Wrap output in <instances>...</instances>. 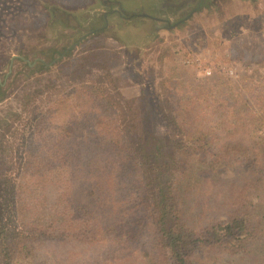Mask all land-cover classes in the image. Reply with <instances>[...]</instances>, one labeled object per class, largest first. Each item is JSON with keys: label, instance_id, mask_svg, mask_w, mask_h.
<instances>
[{"label": "rangeland", "instance_id": "374dc122", "mask_svg": "<svg viewBox=\"0 0 264 264\" xmlns=\"http://www.w3.org/2000/svg\"><path fill=\"white\" fill-rule=\"evenodd\" d=\"M14 1L0 0V244L7 241L12 232H20L16 214L26 204H30L28 213L32 216L55 215L56 196L62 190L64 192L67 184L63 187L56 185L55 188L51 185L62 180L64 183L68 177L65 168L61 172L58 168L74 165L72 155L75 153L67 151H79L74 150L75 146L69 149L65 141L59 140L61 127L71 116L77 119L86 117L85 122L89 123V127L86 131H79L81 133L78 135V138L82 136L78 141L81 149L89 146L94 132L100 131L98 124L91 123L96 116H100L99 112L89 114L95 109H88L84 104L95 97L92 89L95 93L108 90L116 98V84L107 74L108 71L96 63L97 57L121 58L120 66L113 68L124 100L132 101L135 109L155 124L157 133L177 144L191 147L194 144L190 139L191 133L194 137L203 135L216 144L222 141L249 144L252 142L251 135H262L264 0H211L201 8L199 0H111L115 2L114 5H120L113 6L115 10H122L135 18L124 20L111 16L104 33L99 31L104 24L97 19L99 17L100 20L98 14L107 10L98 3L83 6L79 0H42L44 5L40 0H26L28 4L31 3L28 8L32 12H29V19H17L15 33L7 45V14L16 8L26 7H14ZM64 8L67 9L65 18L61 13ZM191 12L192 16L185 19ZM49 17L51 22L48 21ZM72 17L78 27L71 22ZM183 20L172 30L162 24H177ZM130 27L135 37L132 38L134 44L128 45L124 35ZM78 38H82L81 41L88 38L86 44L102 46L103 52L98 51V55H93L91 60L86 59L81 67L78 65V69L72 72L76 65L68 68L74 64L68 52ZM79 51L76 58L81 56ZM37 57H40V62L46 63L45 67L40 64L35 66ZM53 57L57 58L56 63ZM64 58L69 64H64ZM132 66L135 72L126 71L127 67L131 69ZM67 68L69 71H66ZM56 74L57 77L44 81ZM139 90L145 92V98L150 97L152 118L142 101L144 97L138 94ZM38 115L40 124L36 131L38 122L34 117ZM146 119L140 118L141 123H145ZM5 121L7 123L3 125ZM105 123L107 125L108 121ZM73 144L72 141L71 146ZM104 148L101 146L99 150ZM187 151V158L183 155L186 160L190 158L195 162L200 157L196 155L201 154L200 151ZM105 153V157L112 160L108 164L117 166L120 148L110 146ZM228 153L226 155L230 156ZM29 155L37 162L39 160L40 168L36 163L34 168L31 166V171H26ZM194 166L188 179L181 178L191 185L192 192L186 203V224L196 230L197 236L201 235L205 227L211 226L208 224L211 220L221 222L225 214L237 210L236 204L231 207L229 195H234L235 199L244 192L242 204L253 200L254 205L247 209L254 218L250 231L253 230L257 240L249 237L245 247L238 251L231 247L237 242L228 238L215 245L213 243L214 246L204 244L192 255L193 264H264V185L263 189H251L259 185L256 178L247 180L249 176L246 174L243 176L245 181H237L242 175V172H237L239 168L227 169L229 174L223 176L222 182L215 181L213 177L203 183L197 182L192 175H196L203 165ZM120 167L123 166L111 168L113 172L108 175V181L115 186V193L121 194V198V182L127 173ZM85 171L79 174V179L89 172ZM262 174L257 175V179ZM47 177L48 182L39 187L42 179ZM173 182H180L177 174L170 181ZM19 185H22L20 189ZM177 186L181 188L185 183ZM210 193H215L214 199L209 200ZM81 194L85 192L81 191ZM203 194L207 195L200 199ZM43 196H50V199H40ZM257 198H260L259 205ZM261 204L262 209H259ZM96 212L105 213L103 210ZM7 229L11 230L9 235L5 234ZM99 229L102 231V227ZM152 229L151 223L141 229H132L134 235L129 241L123 240L122 243L127 242L124 248L118 245L117 248H110L100 241L101 237H94L87 243L67 238L39 245V260H32L31 263L30 258L13 251L7 252V258L2 260L13 264H143L142 254L152 248L148 240ZM138 239L142 244L137 243ZM14 241L18 242L16 239ZM96 242H100V245ZM229 250L240 254L238 257L228 256L231 254Z\"/></svg>", "mask_w": 264, "mask_h": 264}, {"label": "trees", "instance_id": "16d2710c", "mask_svg": "<svg viewBox=\"0 0 264 264\" xmlns=\"http://www.w3.org/2000/svg\"><path fill=\"white\" fill-rule=\"evenodd\" d=\"M43 4L45 5L44 2ZM61 13H63V17L67 15L65 10H62ZM48 21L51 22L50 17ZM93 55L98 54H92L91 59H93ZM96 59L98 60L96 63H100V66L108 71L107 74L115 82L116 91L114 93L117 99L113 96L114 94H109L108 90L96 93L93 91L94 89L91 90L95 97H91V101L84 105L88 109H95L93 113L89 114L94 115L98 111V115L103 117L99 118L100 116H96V119L91 120L92 124H98L97 129L100 128V131L91 135L93 140L88 143L89 146L81 149L80 142H78L82 137L78 138L81 133L79 131H86L89 127V123L85 122L86 117L82 116L77 119L71 116L70 120L61 127L59 140L65 141L66 147H69V149L75 146L74 150L79 151H67L75 153V155H72L74 165L70 164L68 167L63 166L62 168L61 166L58 168L59 172L64 171L63 169L65 168L68 172V177L64 183L62 180L61 182L56 181L51 185L52 188H55L56 185H62L61 187H63V185L67 184L64 192L62 190L56 196L55 215L32 216L28 213L31 210L29 203L26 204L23 210L21 208V211L16 214L21 230L15 234L12 232L9 235L11 230L7 229L8 232L5 233L9 235L7 241L0 244V264H13L10 261L3 262L2 260L4 257L5 259L7 258V252L9 251L17 252L20 256L24 255L30 258L29 262L39 260L37 254L39 245L43 246L44 244L67 238L87 243L88 240L91 242L94 237L96 239L101 237L102 240L100 241L107 244L110 248L112 246L117 248V245L120 248H124L127 242H122L123 240L129 241L133 237L134 232L132 229H141L142 227H147V224L149 226L150 223L153 229L148 240L152 248L142 254L143 264H193L192 255L197 249H202L204 244L214 246L215 243L228 238L237 242V245L234 244L231 247L232 250L238 251L245 247V242L248 241L249 237L256 239L253 230L250 231L252 225H254V218L249 215L247 209L250 205H254L253 200L242 204L241 200L245 196L244 192L235 199L233 198L234 195L232 197L229 195L232 202L231 207L233 208L234 204L237 205L236 211L232 210L225 214L224 220L221 222H213L211 220L212 222L208 223L211 226L205 227L203 233L197 236L196 230L186 224V203L188 204L190 200L188 195L192 193L190 190L191 185L187 183V180L183 181L181 178L190 176V169L195 167L194 164L203 165L202 169L197 171V176L195 174L192 175L195 181L202 183L209 181L211 177L216 179L215 181L217 182H222L223 176L229 174L227 169L239 168L237 172H242L240 173L242 175L237 181H245L246 178H243V176L246 174L249 176L247 180L252 181V178H256V184L259 185L258 188L251 189L259 190L260 187L263 189L264 131L260 136L257 134L251 135L252 142L249 144H238L237 141H222L216 144L211 143L203 135L194 137L191 133L190 139H192L194 144L186 148L184 144H177L174 140L168 139L167 136L157 133L154 129L155 124H152L143 114H140L135 109L132 101L124 100L123 93H121L122 89L117 85L118 81L114 75L113 68L115 65L120 66L121 60L115 62L119 59L118 57L107 58L103 56V58L97 57ZM84 62L80 63L79 66L81 67ZM77 69L78 65L71 71L74 72ZM128 70L135 72L133 66L131 69L127 67L126 71ZM82 72L85 73V71ZM138 94L144 97L145 92L139 90ZM147 99H149V102ZM142 101L145 107H148V114L152 118L153 109L150 105L149 95L147 98L144 97ZM156 106L158 109L157 104ZM92 116L88 117L91 119ZM38 118L39 115L34 117V120L36 119L35 121L38 122L36 131H38L37 128L40 124ZM140 118L146 119L145 123H141ZM105 121H108L107 125ZM5 123L7 121L3 125ZM118 126L123 129L120 130ZM72 141L74 142L73 146H71ZM101 146H105L102 151L99 150ZM110 146L120 148L121 156L117 166H110L108 163L112 160L109 157L108 159L105 157V149ZM187 149L189 151L194 149L198 152L200 151L201 154H196L200 157L195 162H192L190 158L186 160L187 156L185 153L188 152ZM227 152H229L230 156L226 155ZM94 153L97 154L95 155ZM183 155H185V158ZM32 157V155H29L26 171H31L35 167L34 165L39 162V160L37 162L36 158ZM104 161L107 164H99ZM125 165H128V167ZM118 166H123L120 168L127 173L121 182V198V194L115 193V186H113L111 181H108L110 179L108 175L113 172L111 168L115 169L114 167ZM172 166L174 167L173 170ZM100 167L101 169H99ZM88 168H91L92 172L87 170ZM83 170H86L85 173L89 172L82 176L83 179H79V174ZM172 172L177 174L180 182L170 183L174 176V174H171ZM262 172V176H258L257 179V175ZM28 174L29 172H27ZM103 175H105V179ZM47 182L48 177L42 179L40 184H35V186L38 185L40 187ZM190 182H192V179H190ZM184 183L185 186L181 188L177 186V184ZM20 187L22 185H19L18 188L20 189ZM81 191L85 192V194H81ZM205 195L203 194L200 199ZM208 196H210L209 200L214 199L215 193H210ZM43 197L40 199L44 201L50 199V196ZM259 199L257 198V201ZM241 205V209L238 210ZM259 209H262V204ZM97 210H103L105 213H98L96 212ZM99 227H102V231ZM12 238L18 242L10 241ZM112 242H115V244ZM141 242L140 239L137 240V243ZM99 243L96 242L97 245H100ZM232 250H229L231 254L227 255L238 257L240 252L236 253V251L233 252Z\"/></svg>", "mask_w": 264, "mask_h": 264}, {"label": "flooded vegetation", "instance_id": "af4514ba", "mask_svg": "<svg viewBox=\"0 0 264 264\" xmlns=\"http://www.w3.org/2000/svg\"><path fill=\"white\" fill-rule=\"evenodd\" d=\"M79 1H81V4L83 5V6H89V5H93V4H95V3H98V6H103V7H105L106 8V10L107 11H104V12H102L103 14H98L99 16H100V20H99V17H98V19H97V21L99 22H103V24H104V26H102V29L100 28V32L101 33H104V29H105V25H107L109 22H110V20H109V18L111 17V16H114V17H116L117 19H119V18H121V19H124V20H129V18H135V16L134 15H129L128 16V14H125V13H123V11L121 10V11H119V10H115L114 8H113V6H118V5H114L115 4V2H113V1H111V0H79ZM211 0H199V6H200V8H201V6H206V3H208V2H210ZM214 1H216V0H214ZM14 2H16V3H12L13 4V6L15 7V5H16V7L17 6H26L25 8H16V10L14 11V12H12V13H10V14H7V23H6V25H5V28L7 29V45H8V43H9V39H10V41H11V38H12V35L15 33V29H14V27H15V25L17 24V19H19L20 17H22L23 19H25V18H28L29 19V12H32V9H29L28 8V6L31 4H28L27 2H26V0H15ZM40 3L41 4H43V1L42 0H40ZM32 4H33V2H32ZM80 4V5H81ZM120 6V5H119ZM65 9V8H64ZM66 10V12H67V9H65ZM219 10H220V8H219ZM200 11V10H199ZM192 13L193 12H191L190 14H189V16H188V18H185V19H189V17L190 16H192ZM85 17H87V14L85 15ZM64 18H65V15H64ZM185 20H183L182 22L180 21V22H178L177 24H171L170 22L168 23V22H163L162 24L163 25H165V27L166 28H168V29H170V30H172V29H174V28H177L178 27V25L179 24H181V23H183ZM71 22L73 23V24H75V26L76 27H78V23L74 20V18L72 17V20H71ZM124 22H126V21H124ZM154 22V21H153ZM127 23V22H126ZM133 27V26H132ZM132 27H130V28H128L127 29V32L125 33V35H124V37L126 38V40H127V44L128 45H130V44H134V40L132 41V38L133 37H135L134 36V33H133V30H132ZM87 31V30H86ZM17 33H20L21 34V32H17ZM16 33V34H17ZM89 33V32H88ZM98 34H100V33H98ZM25 35H26V33H25ZM102 35V34H101ZM137 36H139V34L137 35ZM136 36V37H137ZM79 39V38H78ZM82 39V38H81ZM81 39H79V40H77L76 41V43H74V45L75 46H71V49H69V52H68V55H69V59L72 61V63H74L73 64V66L72 65H69L70 67H68V68H72V67H74L75 65H79L80 63H82V62H84L87 58H89V59H91V56H92V54H96L98 51H100V53H102L103 52V50H102V48H100V47H102V46H97V47H95V46H93L92 44H86V42L88 41V38L86 39V38H84V40H82L81 41ZM135 39V38H134ZM79 41V45H78V42ZM86 41V42H85ZM138 40H135V42H137ZM84 44H86L88 47H86V45H84ZM82 45H84L83 47H82ZM82 47V48H81ZM78 49H80V51L78 50ZM130 49V48H129ZM81 52V56H78L77 58H76V52ZM8 52H9V50H8V48H7V56L9 55L8 54ZM66 53V52H65ZM36 55V54H35ZM75 55V56H74ZM54 58V60H56L55 61V63L57 62V58H55V57H53ZM21 61H22V59H20ZM36 65L35 66H37V64L39 65H42L41 67H45V65H46V63H42V62H40V57L38 58H36ZM53 60V61H54ZM121 59H118V60H116L115 62H118V61H120ZM52 61V62H53ZM63 62H64V64H69V62L64 58L63 59ZM32 65V62H30V68H31V70H33L34 68L31 66ZM67 68V69H68ZM66 71H69V69L68 70H66ZM30 72H33V71H30ZM61 72H63V71H60L59 73H61ZM58 73V74H59ZM58 74H56L54 77H52V78H49V79H45L44 81H46V80H48V81H50L51 79H53V78H55V77H57V75ZM1 87V86H0Z\"/></svg>", "mask_w": 264, "mask_h": 264}]
</instances>
